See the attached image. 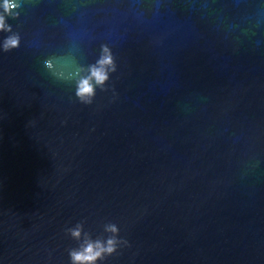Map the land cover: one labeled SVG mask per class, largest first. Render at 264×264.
<instances>
[{
  "label": "water",
  "instance_id": "water-1",
  "mask_svg": "<svg viewBox=\"0 0 264 264\" xmlns=\"http://www.w3.org/2000/svg\"><path fill=\"white\" fill-rule=\"evenodd\" d=\"M0 48V264H264V0H16ZM3 9H0L2 12ZM115 71L91 104L45 61Z\"/></svg>",
  "mask_w": 264,
  "mask_h": 264
},
{
  "label": "clouds",
  "instance_id": "clouds-1",
  "mask_svg": "<svg viewBox=\"0 0 264 264\" xmlns=\"http://www.w3.org/2000/svg\"><path fill=\"white\" fill-rule=\"evenodd\" d=\"M18 6L16 0H0V9H3L0 12V31L11 30L5 21V15H18L11 13V9ZM19 42V36L13 34L4 38L0 48L8 51L18 47ZM45 67L53 70V74L58 79L73 81L76 99L82 104H91L95 99L97 88L104 89L116 65L111 49L104 45L96 62L86 67L76 65L72 57H58L55 63L51 59L46 60ZM65 232L77 242L76 247L68 250L70 264H104L109 256L129 243L127 239L120 237V227L114 222L105 223L103 232L106 235L96 238L85 230L84 222H77L74 226L66 228Z\"/></svg>",
  "mask_w": 264,
  "mask_h": 264
}]
</instances>
